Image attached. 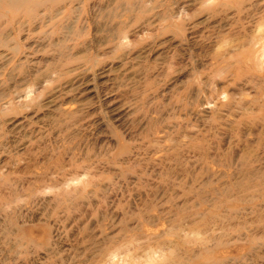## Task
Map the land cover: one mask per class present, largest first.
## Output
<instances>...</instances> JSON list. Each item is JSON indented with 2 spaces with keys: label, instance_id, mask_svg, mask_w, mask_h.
<instances>
[{
  "label": "rangeland",
  "instance_id": "374dc122",
  "mask_svg": "<svg viewBox=\"0 0 264 264\" xmlns=\"http://www.w3.org/2000/svg\"><path fill=\"white\" fill-rule=\"evenodd\" d=\"M0 264H264V0H0Z\"/></svg>",
  "mask_w": 264,
  "mask_h": 264
}]
</instances>
